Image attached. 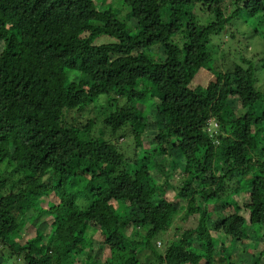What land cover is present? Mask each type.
I'll return each instance as SVG.
<instances>
[{
    "label": "trees",
    "instance_id": "16d2710c",
    "mask_svg": "<svg viewBox=\"0 0 264 264\" xmlns=\"http://www.w3.org/2000/svg\"><path fill=\"white\" fill-rule=\"evenodd\" d=\"M241 25L264 37V0H0V264H264V48Z\"/></svg>",
    "mask_w": 264,
    "mask_h": 264
},
{
    "label": "rangeland",
    "instance_id": "374dc122",
    "mask_svg": "<svg viewBox=\"0 0 264 264\" xmlns=\"http://www.w3.org/2000/svg\"><path fill=\"white\" fill-rule=\"evenodd\" d=\"M115 8H116V12L118 11V13H120L121 17L124 18L126 16V13L128 12V9L127 7H124L122 10L119 9V5H117V3L115 2ZM119 9V10H118ZM232 8H230L231 10ZM180 16L178 17H175L176 19V22L179 21V18ZM232 28H235L232 26ZM250 28H253V26H247V25H241L239 31L236 32V37L237 36H241L242 33H240V30L241 31H249ZM107 29V28H105ZM229 30L227 32H225V35H223L222 37L220 36H217L215 35L214 39H213V42L214 43H218L220 44L221 47L220 48V52L223 53V57L221 56L220 59V65L223 69L227 70L229 68H232L231 66L234 65V63H242L243 62L241 61V58L239 56H234L233 54H236L237 51H240L238 48L239 47H242L241 50H243V46L242 45H238V41L236 40L235 43L233 42H228V43H225V41H228L230 38H231V32L230 31V28H228ZM237 29V28H235ZM240 39H242L246 44L244 45L245 47H247L248 45V49L245 51V53H247L248 55L247 56H253L254 53H257L259 52V49L261 48V46H263L264 48V37L263 35H257L255 33H249V34H246V37H239ZM248 44V45H247ZM222 55V54H221ZM158 56H163L162 53H159ZM257 67V65H256ZM205 70H202V71H199V73L196 75L195 77V81L198 82L200 85H208L209 82H211L212 80H214V77L211 75V74H204ZM257 72V70H256ZM203 73V74H202ZM264 73V71H263ZM257 86L259 87H263L264 85V78H258L257 80ZM9 94L11 96L15 95V89L14 88H10L9 90ZM112 101H108L106 100V97H102L100 99V102L97 103V105L103 107V109L101 108H97V105L95 104L92 110V112H88L87 115L90 116V117H96L99 121H101L102 123V119L104 118V114H105V111L107 110V108L109 107V104L111 103ZM230 103L232 105V108L236 111V113L238 115H240L242 113V108H241V104L239 101L232 99L230 100ZM106 109V110H104ZM147 109L145 108V111ZM148 113H150V115H152L153 113V109H149ZM154 114V113H153ZM101 123H98L95 127L96 130H98L100 127H101ZM219 130V122L216 120V119H211L207 122V125H206V131L211 135V136H214ZM121 139H123L121 141ZM119 141L121 142V144H123V146H128L127 147V151L128 153H130L131 156H134V152L132 153V150H133V143H134V140H130L128 138H121ZM145 144L147 147H151V146H154L156 143L154 141V136H153V132H147L145 134ZM128 144V145H127ZM132 146V147H131ZM179 157V156H178ZM175 158H172V161H171V164H173V161H174ZM178 162L179 163H182V159L179 157V159L177 158ZM184 164H180V168L177 169L176 172H174V176H173V179L172 181L175 183V187L176 189H171V191H169V193L166 195L168 199L172 200V199H175L174 197L176 196L177 194V191L179 190L180 186L182 185V183H185L183 180H184V176L183 174H181L179 171L180 169L183 167ZM158 176V175H157ZM159 177V176H158ZM184 189L188 192V196H190L191 192L193 191L191 188H189V184L186 183L184 185ZM186 200H189V199H186ZM47 201L48 199L45 200V204H47ZM182 202H184V200H182ZM86 201L84 200H80L79 201V204L82 205V206H85L86 205ZM202 203H203V200L200 198L199 199V205L202 206ZM215 205H217L218 209L223 212V209H224V212L227 211V209L224 207V203L222 202H218V203H211V209H214ZM218 212V211H217ZM184 215L183 213H180V215L178 216H174V212L173 210L169 209L168 210V213L165 215V217L163 218V224H164V227L165 228H168L167 229V232L164 233L165 236L163 235H159V238L162 240V241H166L165 237L168 238L171 234H172V229H171V222L172 220L174 221H178L180 223V217ZM50 221L53 222L54 219H58V215L56 213H53V214H50ZM177 217V218H176ZM49 219V217H48ZM52 219V220H51ZM28 226H32V225H28ZM33 229V228H32ZM59 234H63V235H66L67 231H64V229L62 228H59L58 230ZM31 235V231H27L24 233V236L25 237H28ZM218 239V238H217ZM11 243L15 242V240L13 238H11ZM160 241V240H159ZM22 242V241H21ZM99 243V242H98ZM163 243V242H162ZM217 243H218V247L222 246L223 243H226V238L225 237H220L218 240H217ZM216 243V244H217ZM217 246V245H216ZM244 246H247L248 248H252L255 250V252H259L263 246H264V236H262L261 238V241L260 243L258 244H254L253 245V242L248 240ZM162 247H163V244H162ZM96 250L98 251H102L103 248L100 247V245L98 244L97 247H96ZM240 255V254H239ZM13 261L15 262V259L13 258ZM22 261H16L15 264H21Z\"/></svg>",
    "mask_w": 264,
    "mask_h": 264
},
{
    "label": "built area",
    "instance_id": "2783aa9c",
    "mask_svg": "<svg viewBox=\"0 0 264 264\" xmlns=\"http://www.w3.org/2000/svg\"><path fill=\"white\" fill-rule=\"evenodd\" d=\"M211 120V119H210Z\"/></svg>",
    "mask_w": 264,
    "mask_h": 264
}]
</instances>
